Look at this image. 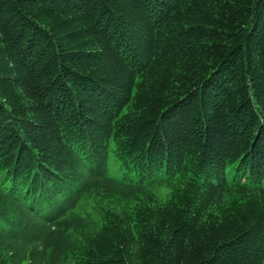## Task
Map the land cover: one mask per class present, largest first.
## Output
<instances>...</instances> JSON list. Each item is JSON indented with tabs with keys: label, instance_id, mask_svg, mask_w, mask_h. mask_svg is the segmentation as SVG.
<instances>
[{
	"label": "trees",
	"instance_id": "16d2710c",
	"mask_svg": "<svg viewBox=\"0 0 264 264\" xmlns=\"http://www.w3.org/2000/svg\"><path fill=\"white\" fill-rule=\"evenodd\" d=\"M0 264H264V0H0Z\"/></svg>",
	"mask_w": 264,
	"mask_h": 264
},
{
	"label": "rangeland",
	"instance_id": "374dc122",
	"mask_svg": "<svg viewBox=\"0 0 264 264\" xmlns=\"http://www.w3.org/2000/svg\"><path fill=\"white\" fill-rule=\"evenodd\" d=\"M84 136V135H83ZM83 139V138H82ZM87 142L85 139L83 140ZM88 143V142H87ZM142 170L139 169H125L122 165H120L114 157H111L109 162V175L117 178V179H134L136 180L141 174Z\"/></svg>",
	"mask_w": 264,
	"mask_h": 264
}]
</instances>
